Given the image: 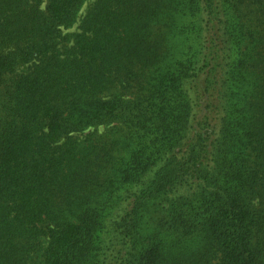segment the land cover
I'll return each instance as SVG.
<instances>
[{
	"label": "trees",
	"instance_id": "trees-1",
	"mask_svg": "<svg viewBox=\"0 0 264 264\" xmlns=\"http://www.w3.org/2000/svg\"><path fill=\"white\" fill-rule=\"evenodd\" d=\"M0 264H264V0H0Z\"/></svg>",
	"mask_w": 264,
	"mask_h": 264
},
{
	"label": "rangeland",
	"instance_id": "rangeland-1",
	"mask_svg": "<svg viewBox=\"0 0 264 264\" xmlns=\"http://www.w3.org/2000/svg\"><path fill=\"white\" fill-rule=\"evenodd\" d=\"M85 6H86V3L83 5V8H82V9H84ZM73 28H74V27H73ZM73 28H71V30H72Z\"/></svg>",
	"mask_w": 264,
	"mask_h": 264
}]
</instances>
